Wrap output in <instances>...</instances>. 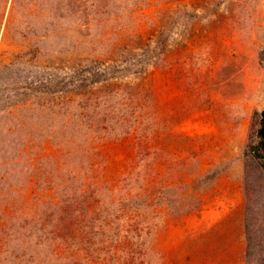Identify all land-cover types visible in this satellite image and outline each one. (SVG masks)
<instances>
[{
  "label": "trees",
  "instance_id": "obj_1",
  "mask_svg": "<svg viewBox=\"0 0 264 264\" xmlns=\"http://www.w3.org/2000/svg\"><path fill=\"white\" fill-rule=\"evenodd\" d=\"M148 2L0 0V35L5 31L16 42L30 34L32 46L42 57L48 52L46 46L57 56L80 54V42L67 38L84 29L97 30V38L85 42L81 50L84 64L75 67L71 80L60 89H50L49 81H41L39 86L34 80L22 83L13 71L14 60L22 54L0 63V180L5 184L4 193L10 195L21 182L19 168L35 176L40 190L37 212L30 215L22 210L5 228L0 264H146L154 228L166 217L179 218L200 210L202 199L190 191L185 179L193 174L191 165L177 162V151L161 146L163 134L157 130L156 108L148 110V90L127 82L146 70L139 61L131 63L122 46L133 36H141L133 34L132 28L138 18L145 17L144 10L151 7ZM19 3L26 7L16 16ZM259 135L254 158L264 170L263 125ZM40 142L53 145L57 153L33 161L30 155ZM116 143H127L130 148L127 168L122 177L108 179L99 149ZM94 151L97 193L87 183L71 192L70 179L74 180L80 167L66 173V159L85 158L91 164L96 160ZM185 152L192 154L191 150ZM149 161L155 176L168 169V178L152 189L146 186ZM40 162L51 166V172L38 175ZM181 172L188 176L181 178ZM96 194L97 205L91 198ZM11 214L8 218L14 220Z\"/></svg>",
  "mask_w": 264,
  "mask_h": 264
},
{
  "label": "rangeland",
  "instance_id": "obj_2",
  "mask_svg": "<svg viewBox=\"0 0 264 264\" xmlns=\"http://www.w3.org/2000/svg\"><path fill=\"white\" fill-rule=\"evenodd\" d=\"M148 3L151 7L144 10L145 17L138 18L132 28L133 34L141 36L122 46L130 62L139 61L146 70L127 82L148 90V110L156 108L157 130L163 134L161 146L177 151V162L191 165L193 174L185 179L202 205L198 212L166 217L154 228L146 264H264V170L254 158L264 120V0ZM23 7V3L17 5L16 16ZM85 30L67 38L80 42L77 56H57L46 46L43 57L32 46L30 34L13 42L3 31L0 63L22 54L14 60L13 69L22 83L34 80L39 86L49 81L50 89H60L71 80L75 67L84 64L85 42L97 38L96 29ZM129 149L127 143L99 149L108 179L123 176ZM56 153L53 145L40 142L30 156L34 161ZM94 155L91 164L85 158L66 159V173L80 167L70 179L71 192L87 183L97 193V151ZM152 165L149 161L145 167L149 189L168 178L167 167L155 176ZM36 171L38 175L51 172V166L40 162ZM27 172L18 169L21 182L8 196L0 180V245L7 239L5 228L20 211L37 212L40 190L35 176ZM179 175L184 178L188 173ZM91 198L97 205V194ZM10 214L14 220L8 218Z\"/></svg>",
  "mask_w": 264,
  "mask_h": 264
},
{
  "label": "water",
  "instance_id": "obj_3",
  "mask_svg": "<svg viewBox=\"0 0 264 264\" xmlns=\"http://www.w3.org/2000/svg\"><path fill=\"white\" fill-rule=\"evenodd\" d=\"M262 116L264 117V109L262 111ZM263 132H264V120H263Z\"/></svg>",
  "mask_w": 264,
  "mask_h": 264
}]
</instances>
